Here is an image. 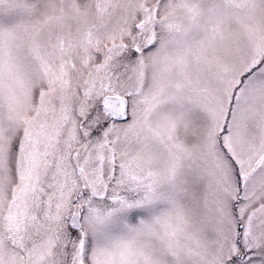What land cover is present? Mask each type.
<instances>
[{
    "label": "snow or ice",
    "instance_id": "6c2138e0",
    "mask_svg": "<svg viewBox=\"0 0 264 264\" xmlns=\"http://www.w3.org/2000/svg\"><path fill=\"white\" fill-rule=\"evenodd\" d=\"M0 264H264V0H0Z\"/></svg>",
    "mask_w": 264,
    "mask_h": 264
}]
</instances>
